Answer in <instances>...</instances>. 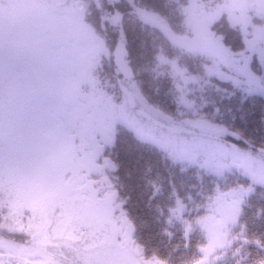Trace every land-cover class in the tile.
<instances>
[{"label": "snow or ice", "instance_id": "snow-or-ice-1", "mask_svg": "<svg viewBox=\"0 0 264 264\" xmlns=\"http://www.w3.org/2000/svg\"><path fill=\"white\" fill-rule=\"evenodd\" d=\"M4 7L0 0V13ZM246 51L253 52L246 64L225 53L235 78L216 73L242 103L264 99V47ZM101 55L82 56L56 38L16 42L0 24V264H174L172 251L161 255L139 239L113 159L122 132L154 143L161 133L99 87L91 67ZM185 123L200 134L176 158L217 178L238 172L244 182L227 190L217 182L200 203L173 193L167 223L181 224L182 264L229 256L231 264H264V231L242 219L249 194L264 187V142L255 146L235 123L204 117L173 121L178 140Z\"/></svg>", "mask_w": 264, "mask_h": 264}, {"label": "trees", "instance_id": "trees-1", "mask_svg": "<svg viewBox=\"0 0 264 264\" xmlns=\"http://www.w3.org/2000/svg\"><path fill=\"white\" fill-rule=\"evenodd\" d=\"M78 1L82 7V19L74 10ZM247 1V0H246ZM12 5L9 6V3ZM242 0H5L2 16L16 15V10L27 3L32 10L44 14L45 18L66 20L77 31L86 28L90 35L79 36L76 51L82 56L96 51L95 34L105 41L108 54L97 58L92 75L104 82H114L120 76L114 75L113 52L119 45L118 30L122 31L126 59L134 87L142 102L152 111L173 121H196L201 117L220 121L225 125L243 128L255 146L264 142V99L259 97L242 103L240 94L208 75L211 59L203 52L187 51L174 38H189L187 12L192 7L195 17L206 20L212 37L230 52L239 54L246 50V36L241 25L233 18L245 21ZM248 2V1H247ZM64 7L65 11L62 8ZM245 10L247 8L244 7ZM30 14V12H29ZM263 14L264 13H260ZM34 15V14H33ZM255 19L257 28L264 38V17ZM0 17V21L4 18ZM28 20V16L26 15ZM118 26L114 25V21ZM188 21V20H187ZM8 26L11 23L8 22ZM72 29L73 31H75ZM90 30V31H89ZM16 31V29H15ZM15 31L8 35L17 40ZM44 36H54L50 28ZM88 36V38L86 37ZM79 37V38H78ZM68 38L62 39L65 41ZM87 41V42H85ZM100 51V50H99ZM111 53V56H110ZM208 72V73H207ZM119 85L104 89L118 99L115 91ZM219 89V90H218ZM115 91L116 94H113ZM202 158V157H201ZM113 159L119 165L115 175L121 185V194L138 226V237L149 248L158 249L161 255L172 251L174 264H182L188 258L183 247L182 227L178 221L167 223L168 209L174 204L173 193L181 197H192L200 203L219 182L227 190L239 181L244 182L238 172L224 178L210 175L197 164L172 158L164 149L150 141H140L133 134L124 131L120 135ZM158 189V191H157ZM191 208V204L189 205ZM243 220L257 232L264 231V187L257 186L249 194L243 207ZM165 229L172 235L166 234ZM197 237L193 238V242ZM226 257L220 264H231Z\"/></svg>", "mask_w": 264, "mask_h": 264}, {"label": "rangeland", "instance_id": "rangeland-1", "mask_svg": "<svg viewBox=\"0 0 264 264\" xmlns=\"http://www.w3.org/2000/svg\"><path fill=\"white\" fill-rule=\"evenodd\" d=\"M247 1L242 0L241 3L243 8L237 10L238 17H240L241 13L245 11V21H240L244 17H235L233 18V21L236 23L242 22L238 24H242L241 29L244 35L246 36L247 33V37L251 38L252 43L251 45L246 44V48L251 46L253 48L260 49L261 47H264V38L260 29L257 28L254 20L260 19V17L263 15L260 13H264V0ZM11 5L12 2L9 3V6ZM246 6L247 8L245 10L244 7ZM62 9L65 10L64 7ZM74 10L79 15L80 19H82L83 10L78 1L74 3ZM15 12L16 15L12 17L11 15L2 16V14L0 13V17L2 16L4 18L2 21H0V24L3 25L6 35L14 32L16 29V42L26 43L41 38H51L50 36H44L47 32H49V29L51 28L54 31V36L52 38L62 40L70 36L71 39H66L65 41L71 45L74 51H76L77 45L80 43V40H76L77 36L75 35H77V32L79 30L77 31L76 29H74L75 27L72 25L71 29L69 27V22L71 19L70 14L72 13H66L68 14V16H66L65 18L66 20H57L53 19L52 17H47L44 19L45 15L41 14L40 10L39 12L32 10V8H30L27 3L24 4L21 9H17ZM26 15L28 16V20L26 19ZM187 20L186 22L188 27L190 28L191 36L189 38H174V40L179 43V46L181 48L187 51L203 52L205 56L210 57L211 68L208 75L215 77L217 71H222L223 73L227 74V76L235 78L237 75L236 65L233 61V58L225 54L226 52L230 51L227 48L223 47L220 41L217 40V38L214 39L212 37L211 32L208 29V24H206L207 21L201 20L199 18L197 19L195 17V13H193L192 7L188 9ZM8 22L11 23V26H8ZM114 25L118 26V22H116V20ZM86 28H81V31L78 32L79 36H83V34L90 35ZM72 29H74L75 31H73ZM86 37L88 38V36ZM95 37L97 38L95 39V44L97 45V48L100 50V52L102 54H108L103 37L97 34H95ZM118 37L119 45L113 52L112 56L114 63V75L120 77L116 78L112 83L111 81L104 82L103 84L98 82L99 87H101L102 89H106L109 86L119 85L120 87L116 88L115 90L119 91L117 94L118 99L127 100L129 111L135 116V119L140 124L148 128H155L161 133L159 141L155 143L161 149H164L170 156H172V158L177 157V155L179 154L188 152L191 148V145L186 141H191L193 136L199 135V129L194 127L191 123L183 124L182 130L179 135L182 136L184 140H178L175 130L170 131L173 120L167 119L165 118V116L163 117L161 114L154 112V110L152 111V109L147 104L141 101L132 81V75L130 72L128 61L126 59L124 38L120 29L118 30ZM252 55L253 52L245 50L244 52L237 54L236 59L244 61L246 64L251 60ZM115 91H112V93L116 94ZM175 122L179 125L181 122L186 121ZM200 159H203V157ZM180 161L188 162L182 159H180ZM191 164L199 165V162Z\"/></svg>", "mask_w": 264, "mask_h": 264}]
</instances>
